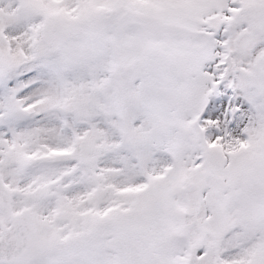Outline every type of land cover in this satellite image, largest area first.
<instances>
[{
	"label": "snow or ice",
	"instance_id": "6c2138e0",
	"mask_svg": "<svg viewBox=\"0 0 264 264\" xmlns=\"http://www.w3.org/2000/svg\"><path fill=\"white\" fill-rule=\"evenodd\" d=\"M0 264H264V0H0Z\"/></svg>",
	"mask_w": 264,
	"mask_h": 264
}]
</instances>
